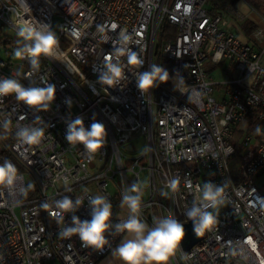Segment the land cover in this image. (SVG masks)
I'll return each instance as SVG.
<instances>
[{"label":"built area","instance_id":"1","mask_svg":"<svg viewBox=\"0 0 264 264\" xmlns=\"http://www.w3.org/2000/svg\"><path fill=\"white\" fill-rule=\"evenodd\" d=\"M208 0H0V78L17 77L25 86L41 80L56 86L49 110L37 112L14 96L0 98L2 141L24 166L14 190L0 188V264H98L113 251L123 234L114 231L103 250L83 247L77 236L62 238L50 214L63 196L82 198L76 215L90 219L89 198L106 196L113 223L126 219L123 192L138 183L142 219L168 215L184 224L185 215L205 182L225 186V204L214 211L218 221L189 250L178 251L170 264H264V33L256 30L255 47L226 29L219 14L204 8ZM58 19L59 50L41 57L40 69L29 76L25 61L13 62V50L24 25L53 29ZM166 23L174 38L164 42L161 58L172 63L169 86L141 93L139 73L147 71L157 52L156 33ZM10 27L13 38L3 33ZM121 33L131 37L126 44ZM130 49L142 65H129ZM119 61L124 79L115 88L98 82L106 58ZM228 62L234 75L215 82L206 64ZM208 69V68H207ZM71 98L72 106L65 103ZM77 116L85 126L102 122L107 143L95 154L65 140L67 122ZM40 117L41 119H37ZM8 121V128L4 122ZM43 127L38 144L16 138L20 127ZM260 126V133L255 131ZM144 138V146L135 142ZM243 154L231 168L235 141ZM4 146L0 145V163ZM26 174L32 178L27 182ZM67 178V184L64 178ZM178 179L174 192L169 181ZM33 187L26 193L21 188ZM70 188L71 191H66ZM48 203L45 211L41 205Z\"/></svg>","mask_w":264,"mask_h":264},{"label":"clouds","instance_id":"2","mask_svg":"<svg viewBox=\"0 0 264 264\" xmlns=\"http://www.w3.org/2000/svg\"><path fill=\"white\" fill-rule=\"evenodd\" d=\"M20 39L17 47L13 50V57L17 61H27L31 67L29 76L34 75L40 69V58H55L58 55L59 39L54 31L46 25H24L17 33ZM121 41L125 44L131 37L121 33ZM127 52L129 65H142L143 61L138 58L136 52L130 49H119ZM20 71L13 76L0 78V98L14 96L16 101L34 109L37 112L48 111L56 99V86L41 80L44 86L36 81L30 80L29 85L21 83ZM124 72L119 61L113 63L107 57L103 70L98 74V82L115 88L122 79ZM170 79L169 72L161 65H151L147 71L141 72L136 78V87L141 93L150 91L161 83H167ZM65 103L69 108L72 106L71 98H66ZM37 119H41L37 117ZM9 122H4L8 128ZM255 131L260 133V126ZM44 136L43 127L23 126L16 132V138L26 144H38ZM108 132L106 126L99 121H94L90 126H85L82 117L77 116L67 122L65 140L71 146L83 145L84 149L91 155L103 149L107 143ZM21 180L19 169L10 160L0 163V188L10 191L18 186ZM67 184V178H64ZM179 184L178 179L169 181L168 187L174 192ZM33 187L29 184L27 188L20 191L26 193ZM66 191H71L67 188ZM227 197L225 186L211 181L205 182L198 187V195L194 198L190 208L185 215L191 221L193 232L197 237H202L218 221L217 210L225 204ZM90 219L81 220L77 211L83 206V199H73L71 196H63L54 201L55 211L50 214L57 224H63L65 216L71 214V223L63 227L59 235L62 238L77 236L83 247L103 250L109 245L108 236L113 233L123 234L120 244L113 250V255L122 264H170L171 259L182 251V242L186 232L184 223L174 216L155 218L150 226L142 219V194L138 183H132L122 194L120 206L128 209L126 219L113 223L112 204L104 195H95L89 198ZM41 207L47 211L51 205L43 203Z\"/></svg>","mask_w":264,"mask_h":264},{"label":"crops","instance_id":"3","mask_svg":"<svg viewBox=\"0 0 264 264\" xmlns=\"http://www.w3.org/2000/svg\"><path fill=\"white\" fill-rule=\"evenodd\" d=\"M206 4L205 9L221 15L226 22V29L239 40L249 42L255 47L260 45V42L253 41L252 33L256 30H261L264 33V0H208ZM251 28L253 29L251 30ZM262 42H264V38H262ZM225 64L223 63L222 67ZM224 73L227 76L226 79L234 75V72L230 70V65ZM112 258L109 253L98 264H113L115 262Z\"/></svg>","mask_w":264,"mask_h":264},{"label":"trees","instance_id":"4","mask_svg":"<svg viewBox=\"0 0 264 264\" xmlns=\"http://www.w3.org/2000/svg\"><path fill=\"white\" fill-rule=\"evenodd\" d=\"M252 29L253 28H251V30ZM173 38H174V29L170 25L163 23V25L159 28V30L156 33L157 52L153 55L152 65L153 64L161 65L162 67H164L169 72V74H170L169 81L167 83H161L165 86L170 85L171 74H172V63L170 60H168L166 58H161L159 55V50H160L161 45L164 42L172 40ZM4 132L5 131H0V145L4 146V151L2 154L3 161L6 159L10 160V161H12V163H14L16 165V167L19 169L20 172H25L26 170L24 169V166L21 163L17 162L15 156L12 154V152L8 148L7 144L2 141V136H3ZM234 145H235V152H234V155H233L231 163H230L231 168H233L239 164L240 159H241V155L243 154V149H242L240 140L235 141Z\"/></svg>","mask_w":264,"mask_h":264},{"label":"rangeland","instance_id":"5","mask_svg":"<svg viewBox=\"0 0 264 264\" xmlns=\"http://www.w3.org/2000/svg\"><path fill=\"white\" fill-rule=\"evenodd\" d=\"M206 5L207 4L205 3L204 4V8H206ZM52 31H54L55 34L57 35V33H58V19L57 18H54V20H53V29H52ZM3 33L6 34V36H8L10 38H13V36L15 35L14 31L10 27H6L4 29V31H3ZM0 49H1V57L3 59L7 60L9 58V55L5 54V52L3 51V49H4L3 45H0ZM12 61L13 62H18L14 57H13ZM224 63H226L224 67H222V68L221 67H216V68H213V69H209V68H211V65L209 63L206 64V70H208L210 72V75L212 76V78L214 79L215 82H222V81L226 80L227 76L225 75L224 72L228 68L229 64H228V62H224ZM16 70L17 71H21L20 68H18V67L16 68ZM135 144L138 147L144 146V138L143 137H139L137 139V141L135 142ZM26 180H27V182L32 183V178L28 174H26ZM262 180H264V178H262V177L257 179V183L261 184ZM111 255L113 257L112 259L115 262L113 264H122V261H120L117 257H115L113 255V251L111 252Z\"/></svg>","mask_w":264,"mask_h":264},{"label":"water","instance_id":"6","mask_svg":"<svg viewBox=\"0 0 264 264\" xmlns=\"http://www.w3.org/2000/svg\"><path fill=\"white\" fill-rule=\"evenodd\" d=\"M185 227V238L182 242V247L185 251L189 250L192 246H194L196 243H198L200 240H202L205 237V232L202 235V237H197L195 233L193 232L192 223L184 224Z\"/></svg>","mask_w":264,"mask_h":264}]
</instances>
